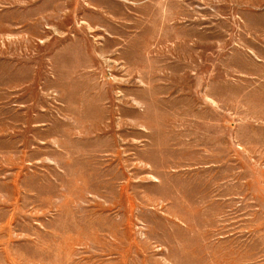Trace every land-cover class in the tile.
<instances>
[{"label":"rangeland","instance_id":"374dc122","mask_svg":"<svg viewBox=\"0 0 264 264\" xmlns=\"http://www.w3.org/2000/svg\"><path fill=\"white\" fill-rule=\"evenodd\" d=\"M0 264H264V0H0Z\"/></svg>","mask_w":264,"mask_h":264}]
</instances>
